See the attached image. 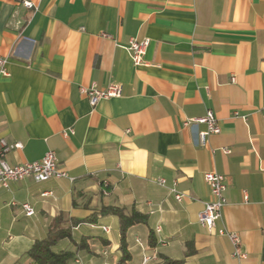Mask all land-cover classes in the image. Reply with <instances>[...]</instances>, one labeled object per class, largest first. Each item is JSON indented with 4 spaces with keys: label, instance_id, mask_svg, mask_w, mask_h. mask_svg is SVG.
<instances>
[{
    "label": "crops",
    "instance_id": "obj_1",
    "mask_svg": "<svg viewBox=\"0 0 264 264\" xmlns=\"http://www.w3.org/2000/svg\"><path fill=\"white\" fill-rule=\"evenodd\" d=\"M23 1L0 0L10 73H0V138L20 144L10 165L53 150L69 177L0 186V264H33L28 251L55 217L83 220L104 205L134 208L147 223L130 229L126 263L117 216L79 224L64 246L83 236L110 242L78 251L83 264H158L160 255L240 264L230 238L198 221L213 200L210 171L228 180L217 228L240 237L246 263L264 264V0ZM134 38L150 40L143 64L125 48ZM114 82L122 95L95 107L81 91ZM208 112L221 131L201 143L207 125L187 121ZM173 185L187 198L178 201Z\"/></svg>",
    "mask_w": 264,
    "mask_h": 264
},
{
    "label": "built area",
    "instance_id": "obj_2",
    "mask_svg": "<svg viewBox=\"0 0 264 264\" xmlns=\"http://www.w3.org/2000/svg\"><path fill=\"white\" fill-rule=\"evenodd\" d=\"M23 3L29 8L34 7V3L31 1L25 0ZM149 44V39L138 40L134 38L131 39L129 45L125 48L130 52L136 64H143L145 50ZM7 64V59L0 57V73L4 76L10 75ZM81 91L87 95L91 105L95 107L101 100L120 97L122 95V85L114 82L106 88H100L96 84H93L90 87H81ZM201 123L207 125V130L200 133L201 143L206 141L209 134L219 133L221 131L218 119L212 112H208L206 116L187 121L188 125ZM64 135L67 136V133L64 132ZM17 146H20V144H9L4 138H0V186L9 188L11 183L21 181L30 176L37 182L48 181L51 178L69 177L67 171L60 168L57 154L53 150L47 151L39 161L27 162L15 166L10 165L6 160V155L11 149ZM225 152L230 153V150L225 149ZM205 180L210 186L213 200L205 203L203 210L198 215L199 223L210 232L217 231L220 235H227L234 246V256L240 261V264H249L245 262L248 255L242 250L240 237L236 233L228 231L225 227L217 228L218 222L222 219L223 210L227 205V198L225 196V191L228 187L227 178L216 171H210L205 174ZM157 182L161 186H167V181L164 178L157 179ZM170 192L174 194L178 201L187 198V195L179 191L176 185L170 188ZM22 206L26 215L30 216L34 214V210L30 204L24 203ZM104 230L108 231V228L104 227ZM77 261L83 264L80 258Z\"/></svg>",
    "mask_w": 264,
    "mask_h": 264
},
{
    "label": "trees",
    "instance_id": "obj_3",
    "mask_svg": "<svg viewBox=\"0 0 264 264\" xmlns=\"http://www.w3.org/2000/svg\"><path fill=\"white\" fill-rule=\"evenodd\" d=\"M99 215H115L120 221V250L122 256L119 263H126L130 258L128 234L130 229L138 224H146L148 215L136 209H127L119 205H104L92 215L83 220L73 219L70 222L62 216L55 217L49 224L48 235L42 239H37L28 251V255L36 264H73L78 260V251H87L94 253L91 245L93 242L101 241L104 245H110V242L102 237L83 236L78 242H75V249L69 246L58 247L60 243L66 240H73V229L82 223H96ZM157 245V239L154 232L149 235V247L153 248ZM187 255L193 254L194 248L192 243H187ZM162 261L158 264H183V260L171 259L168 256L160 255Z\"/></svg>",
    "mask_w": 264,
    "mask_h": 264
},
{
    "label": "rangeland",
    "instance_id": "obj_4",
    "mask_svg": "<svg viewBox=\"0 0 264 264\" xmlns=\"http://www.w3.org/2000/svg\"><path fill=\"white\" fill-rule=\"evenodd\" d=\"M64 243H65V241H64L63 243H60V244L58 245V247L61 248L62 246L65 245ZM81 260H83V259H81ZM114 263H115V261L112 262V264H114ZM73 264H81V262L76 260V261L73 262Z\"/></svg>",
    "mask_w": 264,
    "mask_h": 264
}]
</instances>
